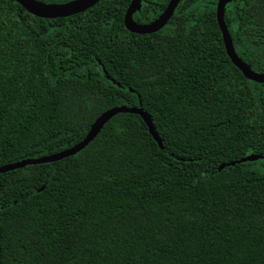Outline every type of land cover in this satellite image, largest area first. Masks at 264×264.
Here are the masks:
<instances>
[{"label":"trees","instance_id":"16d2710c","mask_svg":"<svg viewBox=\"0 0 264 264\" xmlns=\"http://www.w3.org/2000/svg\"><path fill=\"white\" fill-rule=\"evenodd\" d=\"M129 1L43 19L0 0V167L70 147L118 105L161 144L117 113L74 155L0 173V264H264V84L227 58L216 0H179L150 34L124 28ZM223 20L264 72L246 49L264 0H230Z\"/></svg>","mask_w":264,"mask_h":264},{"label":"water","instance_id":"95a60500","mask_svg":"<svg viewBox=\"0 0 264 264\" xmlns=\"http://www.w3.org/2000/svg\"><path fill=\"white\" fill-rule=\"evenodd\" d=\"M98 1L99 0H69L61 3H44L37 0H14V2L17 3L22 9H24L28 14L43 19L68 17L84 11L85 9L93 6ZM178 1L179 0H168L164 9L154 19H152L148 23L138 24L133 21L132 14L135 10L139 9L141 0H130L123 13V26L127 31L135 34L154 33L161 29L167 23ZM229 1L230 0H216L214 7V18L217 28L220 32L224 52L231 64L242 74L245 79L254 83L264 84V72H256L249 69L234 51L229 33L223 20L224 6ZM117 113H129L138 115L141 121L146 126L149 135L159 147L161 146L160 140L154 130L149 115L145 111H143L139 105L137 107L118 105L110 107L101 112L90 123L83 137L70 147L48 155L22 159L13 163L3 165L0 167V173L19 169L26 165L54 162L74 155L75 153L83 149L98 134L103 125ZM259 157V155L249 154L241 157L237 161L226 163L225 165L232 166L238 162L254 161Z\"/></svg>","mask_w":264,"mask_h":264},{"label":"rangeland","instance_id":"374dc122","mask_svg":"<svg viewBox=\"0 0 264 264\" xmlns=\"http://www.w3.org/2000/svg\"><path fill=\"white\" fill-rule=\"evenodd\" d=\"M264 37H253L246 43V49L249 57L259 66H264Z\"/></svg>","mask_w":264,"mask_h":264}]
</instances>
